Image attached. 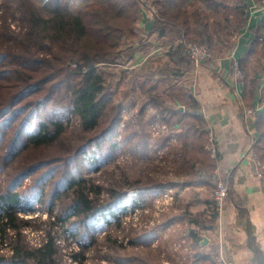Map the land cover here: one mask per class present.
<instances>
[{"label": "trees", "instance_id": "16d2710c", "mask_svg": "<svg viewBox=\"0 0 264 264\" xmlns=\"http://www.w3.org/2000/svg\"><path fill=\"white\" fill-rule=\"evenodd\" d=\"M72 1L44 0L48 17L31 0L2 3L5 12L0 27V264H58L57 236L50 230L35 246L21 233L27 221L20 219L19 212L36 201L45 202L48 208L58 203L60 213L51 224L68 223L70 227L65 231L75 240L78 236L92 239L93 222L106 224L115 219V210L109 207L120 202L122 196L110 193L107 203L91 196L95 185L84 175L82 163L97 165L99 169L106 160L107 143L119 150L120 142H115L114 137L118 134L122 108H129L134 91L147 94L139 115L143 117L146 104L152 103L158 111L157 122L169 127L170 135L163 137L158 149L167 146L166 140L175 134V141L182 138V143L188 136L200 140L204 136L196 149L186 152L182 148L185 156L207 151L205 119L199 112H191L198 109L199 103L192 96H185L177 99L178 104L169 105L163 94L154 90L157 85L150 83L160 71L194 68L189 56L182 53L183 40L202 42L215 53L216 45L207 32L192 33L185 10L176 13L184 16L181 23L175 20L174 13L161 12L152 28L158 35L167 33L172 37L167 53L170 63L160 70L141 73L127 68L116 74L106 71L104 66L124 64L133 58L137 47L129 45L124 54L120 48L126 40L137 36L135 23L140 1L87 0L77 12L71 10ZM152 3L157 5L158 0ZM16 13L23 25L17 33L5 22L6 17ZM261 18L259 26L263 28L264 14ZM198 24L204 25L201 21ZM172 27L178 28L175 34H171ZM247 57L248 54L243 55L238 62L245 74L243 98L249 104L258 80L247 71ZM155 118L153 114L151 120ZM179 122L184 126L180 133ZM255 125L260 144L259 139H264V113L256 117ZM138 135V130L126 126L121 142ZM176 151L174 158L180 155ZM256 154L264 160V155ZM25 179L30 182L25 183ZM163 186L157 179L135 188L138 194L145 195ZM94 193L97 196L100 191ZM52 207L48 210L50 218ZM5 249L10 253L3 255ZM81 251L72 253L74 260L85 259L80 256ZM144 264L153 263L147 260Z\"/></svg>", "mask_w": 264, "mask_h": 264}, {"label": "crops", "instance_id": "0c3cea01", "mask_svg": "<svg viewBox=\"0 0 264 264\" xmlns=\"http://www.w3.org/2000/svg\"><path fill=\"white\" fill-rule=\"evenodd\" d=\"M261 3V0H158L156 14L148 6L141 7L135 23L137 36L125 41L127 46L137 47V50L124 67L141 73L160 70L170 63L167 53L172 37L167 33L158 35L152 27L161 12L174 13L175 20L181 23L184 16L176 13L185 10L191 32H207L216 45L210 61L193 65L190 71H160L150 79L153 86L157 85L154 90L162 93L169 105L178 104L179 98L192 96L199 107L191 112L203 115L206 130L212 129L217 143L215 157L208 151L185 156L182 148L186 152L196 149L204 136L201 140L188 136L183 143L182 138L178 140L179 147L173 151H179L180 155L174 158L173 151L171 158L168 155L173 160V163L169 160L173 175L167 179L163 175L164 186L156 190H170L173 194L175 191L180 202L170 219L184 226L182 233L187 247L180 257L183 264H211L218 242L234 264H264V180L255 176L252 167L253 154L264 155V139H259L260 144L257 142L255 125L256 117L264 113V27L259 26L264 10L258 8ZM194 14L196 16L192 17ZM199 21L204 25L198 24ZM231 28L236 37L233 56L228 53ZM172 29L171 34L178 31V28ZM245 54H248L247 71L258 80L249 104L243 98L245 74L236 75L233 65L235 59ZM243 106L255 108L256 116L249 120ZM179 108L184 110L182 106ZM183 127L179 122V133ZM163 139L158 146L162 147ZM144 145L147 146L146 141ZM137 153H141L140 148ZM145 157L150 159V156ZM222 168L229 169L230 191L222 211L215 216L213 176ZM166 226L167 223L161 224L148 233L156 237L158 230L164 233ZM165 259L171 264L177 262L169 256Z\"/></svg>", "mask_w": 264, "mask_h": 264}, {"label": "rangeland", "instance_id": "374dc122", "mask_svg": "<svg viewBox=\"0 0 264 264\" xmlns=\"http://www.w3.org/2000/svg\"><path fill=\"white\" fill-rule=\"evenodd\" d=\"M31 1L39 8L44 17L50 15L44 9V0ZM2 3L3 0H0V27L4 22L5 12ZM86 3L87 0H73L71 10L76 12L81 5L85 6ZM140 3L141 7L147 6L148 3L154 4L152 0L140 1ZM5 22L15 33L22 31L23 25L20 22L18 13L6 17ZM232 30L234 29L231 28L229 34L231 39L235 35L232 34L234 32ZM127 47V43H124L120 48L122 54L125 53ZM124 66L125 63H109L104 67L106 71L109 70L119 74L121 73L120 70L127 69ZM113 99H117V97ZM145 102H147L146 92L137 90L130 96L131 104H128L129 108L127 106L122 108L120 123L123 126H120L119 123L117 127L118 134L114 137L115 142H120L118 151H116L117 146H109L107 143L106 160L99 169L96 168L97 165L89 166L82 163L84 175L95 185L92 188L91 196L93 195V197L99 199L100 202L104 201V203L108 202L110 193H117L119 197L122 196L120 202L109 207V209L113 208L116 214L115 219H111L112 222L106 224L93 222V228L91 229L93 238L84 239L78 236V240H80L78 242L75 237L70 236L68 230L65 231L69 225L68 223L64 226H61L59 222L57 225L51 224V222L56 221V216L60 213L58 203L54 205V208L51 205L53 208L52 218L48 216V210L51 211V207L48 208V205L42 201H36L32 207L22 208L19 212L20 219L27 221L21 233L29 244L34 246L39 244L48 230L51 231L52 235L57 236L56 242L59 245L57 252L58 264H144L147 260L152 261L153 264H167L166 256L171 257L172 261L176 260V264H183L180 257L182 250H185L183 248L187 247V240L184 239L185 234L182 233L184 226L182 223L170 219L174 213L173 211L180 204L176 192L174 191L173 194L167 189L173 198L169 200L162 197L165 189L142 195L138 194L135 188L137 184L144 185L150 180H164L163 175L165 179L170 178V175L172 177L173 171L170 169L171 162L169 161L172 154L170 152L179 147L175 140L169 139L166 140L168 144H166L165 149L161 148L162 150L156 151L158 150L157 144L160 143L162 137L170 135V131L168 130L165 134L155 132L152 126L158 123V111L152 103L146 104L143 109V117L139 115L140 107ZM152 114H155L156 118L151 120ZM126 126H130L131 130H138L139 135L135 138H126V142L122 143ZM174 136L171 139H174ZM143 140L146 141L147 146L143 145ZM137 148H140V154L137 153ZM144 148L146 149L144 150ZM168 155H170V158ZM145 156H150V159ZM164 167L167 170L166 173ZM27 182L29 183L30 180L25 179V183ZM96 190L100 191L97 196L94 193ZM75 219L70 222H74ZM164 223H167L164 233L158 230L156 237H154V234L150 235L148 233L149 230L157 229L159 225H164ZM91 240H93V243ZM79 250H83L80 256H85L82 262L73 259L72 253L76 254ZM9 253L10 250L6 249L2 252L3 255Z\"/></svg>", "mask_w": 264, "mask_h": 264}, {"label": "built area", "instance_id": "2783aa9c", "mask_svg": "<svg viewBox=\"0 0 264 264\" xmlns=\"http://www.w3.org/2000/svg\"><path fill=\"white\" fill-rule=\"evenodd\" d=\"M142 2H145V0H140ZM147 6L151 9V11L156 14L158 13V10L154 4L148 3ZM258 8L264 10V0L262 3L258 6ZM236 41L235 35L232 36L231 39V46L229 50V54L232 56L234 55L235 47L234 42ZM182 53L184 55L189 56L194 66H198L204 62L210 61L213 58V52L211 49L205 45L202 42L199 41H191V40H183L182 41ZM234 65V72L239 77H243V72L239 68V62L238 59H235L233 62ZM244 114L245 116L250 120L253 119L256 116V109L249 106H243ZM120 126H123V124L120 123ZM156 133H164L169 130V127H167L165 124L156 123L152 126ZM157 127V128H156ZM171 140H175L171 139ZM163 147L162 149H165ZM158 149L157 152L162 150ZM205 149L209 152V154L212 157H215L216 151H217V143H215V135L212 131V129H208L206 141H205ZM252 167L254 170V174L257 178L264 180V160H261L257 154H253L252 156ZM229 169L228 168H222L221 170H216L214 173L213 179H214V188L212 191V197H213V210L215 214H218L222 211L225 202L227 198L229 197V191L230 186L228 182V175H229ZM157 195V194H156ZM162 197L172 200V195L168 191H163ZM158 198V197H156ZM215 251L212 254L211 257V264H234L233 260L226 256L224 254V250H222V244L221 242H218L217 247L214 249Z\"/></svg>", "mask_w": 264, "mask_h": 264}]
</instances>
